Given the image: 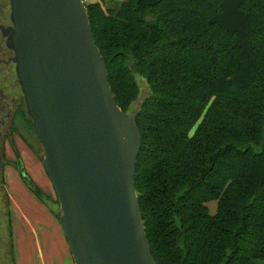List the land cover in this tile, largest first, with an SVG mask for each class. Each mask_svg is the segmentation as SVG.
I'll use <instances>...</instances> for the list:
<instances>
[{
  "label": "trees",
  "instance_id": "obj_1",
  "mask_svg": "<svg viewBox=\"0 0 264 264\" xmlns=\"http://www.w3.org/2000/svg\"><path fill=\"white\" fill-rule=\"evenodd\" d=\"M84 1L118 105L130 112L141 98L136 188L156 262L259 264L264 0ZM139 79L149 90L144 96ZM14 150L24 182L59 219ZM4 194L6 261L14 264Z\"/></svg>",
  "mask_w": 264,
  "mask_h": 264
},
{
  "label": "water",
  "instance_id": "obj_2",
  "mask_svg": "<svg viewBox=\"0 0 264 264\" xmlns=\"http://www.w3.org/2000/svg\"><path fill=\"white\" fill-rule=\"evenodd\" d=\"M3 29L74 264H158L136 175L143 138L117 103L84 0H11Z\"/></svg>",
  "mask_w": 264,
  "mask_h": 264
},
{
  "label": "crops",
  "instance_id": "obj_3",
  "mask_svg": "<svg viewBox=\"0 0 264 264\" xmlns=\"http://www.w3.org/2000/svg\"><path fill=\"white\" fill-rule=\"evenodd\" d=\"M14 143L30 177L50 194L53 184L39 154L17 135ZM6 157L4 187L11 215L14 264H74L59 219L46 202L28 188L14 165L19 158L9 144Z\"/></svg>",
  "mask_w": 264,
  "mask_h": 264
},
{
  "label": "flooded vegetation",
  "instance_id": "obj_4",
  "mask_svg": "<svg viewBox=\"0 0 264 264\" xmlns=\"http://www.w3.org/2000/svg\"><path fill=\"white\" fill-rule=\"evenodd\" d=\"M11 0H0V264L6 260V248L2 244L4 215L1 206L6 205L4 187V167L8 162L7 145L14 149V137L24 139V121L27 108L19 83L15 52L9 47L4 28L12 25ZM5 207V206H4Z\"/></svg>",
  "mask_w": 264,
  "mask_h": 264
},
{
  "label": "rangeland",
  "instance_id": "obj_5",
  "mask_svg": "<svg viewBox=\"0 0 264 264\" xmlns=\"http://www.w3.org/2000/svg\"><path fill=\"white\" fill-rule=\"evenodd\" d=\"M139 83H140L141 88H142V96L149 93V90H148V87H147L145 80L139 79ZM25 119L26 120L24 121V131H23L24 137H26V139L29 140V142L35 147V149L39 152V154L42 155L43 154L42 146H41V143H40V141H39V139L35 133V130L33 128L32 119L29 117L28 114H25ZM196 128H197V124L191 129L190 133L193 134L195 132ZM47 202L54 208V210L56 212H60V203L58 201L54 186L51 190V193L48 195ZM4 206H5V202H4V205L1 206L3 213H4V211L6 212V208ZM208 206H209L210 211L212 213H214L217 210V202L216 201L209 202ZM4 217H5V215H4ZM3 226H4V224H3ZM3 234H4V236L2 237V244L6 248V253H8L9 252L8 232H5L3 230ZM1 260H2L1 262L3 264H8V262L6 260H3V257H1ZM9 262H10L9 264H12L11 261H9ZM259 264H264V260H260Z\"/></svg>",
  "mask_w": 264,
  "mask_h": 264
}]
</instances>
